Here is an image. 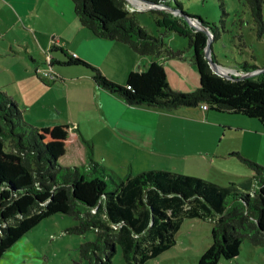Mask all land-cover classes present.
<instances>
[{
	"label": "trees",
	"instance_id": "1",
	"mask_svg": "<svg viewBox=\"0 0 264 264\" xmlns=\"http://www.w3.org/2000/svg\"><path fill=\"white\" fill-rule=\"evenodd\" d=\"M167 11L151 9L162 19L158 26L188 38L193 64L198 72V88L190 93L172 89L159 59L180 57L162 38L150 35L130 12L127 0H71L79 24L93 36L128 46L139 56L152 58L145 71L130 72L119 85L88 62L53 45L47 54L48 69L53 65L89 70L96 86L123 100L130 107L161 111L195 108L206 104L219 114L256 119L264 132V71L244 79L228 80L213 72L206 58L207 34L195 29L188 19L219 36L215 23L186 14L168 0H145ZM258 30L264 34L263 0H243ZM211 47V46H210ZM60 54L56 60L50 54ZM210 60L216 63L213 52ZM244 74L259 69L252 63L238 64ZM47 86L58 80L42 76ZM37 74V73H36ZM37 74V76H38ZM238 78V77H236ZM68 126L35 127L23 121L18 103L0 90V259L30 230L56 214L75 219L68 233L95 234L94 241L78 248L88 264H110L117 248L128 263L144 264L175 244L182 221L210 218L212 245L197 264H217L239 256L248 240L264 244V166L233 153L252 172L241 183L219 186L212 181L163 170L118 177L112 170L93 161L92 144L83 140L86 162L64 166Z\"/></svg>",
	"mask_w": 264,
	"mask_h": 264
},
{
	"label": "rangeland",
	"instance_id": "2",
	"mask_svg": "<svg viewBox=\"0 0 264 264\" xmlns=\"http://www.w3.org/2000/svg\"><path fill=\"white\" fill-rule=\"evenodd\" d=\"M127 2L131 7L130 12H139L135 14L136 20L150 35L162 38L167 47L181 52V56L177 58H168L163 54L159 60L161 63L165 66L169 63H176V66L178 63L184 64L182 66L193 63L188 38L158 26L155 20L162 19L161 15L150 12L151 4L145 0ZM177 4L182 6L186 14L216 24L219 36L212 42L211 52L216 57V63L228 70L226 73L232 77L244 76V73L235 69L243 62L264 68V34L258 36L248 4L246 5L243 0H168L169 8L173 9ZM157 8L161 10L154 9L164 11L161 7ZM262 8L264 18V3ZM165 12L170 13L169 10ZM192 22L196 24L195 20ZM195 24L191 25L196 29ZM60 26V20L45 5L41 6L40 0H0V90L18 103L23 121L35 127L50 124L49 119L53 118L51 116L53 97L62 95L56 88H51L50 83L45 86L38 74L40 70L48 69L46 63L48 48L44 47L49 41L51 43V38L56 36L53 33H57ZM50 55L61 59L58 52ZM79 69L90 73L85 68L61 65H53L52 72L57 77L59 71L68 72V76L83 75ZM193 70L195 71V68ZM89 82L91 83L90 79ZM83 85L86 83L78 81L79 87ZM195 108L179 109L189 111ZM209 113L211 116L223 118L228 124L233 123L239 129L220 132L221 140L218 139L216 144L208 147L210 153L207 163L192 158L173 160L162 162V165L155 168L156 170L184 176H202L223 185L227 182L226 177L219 172L231 174L232 179L238 184L252 176L251 170L232 154L239 153L244 158L262 165L255 161L257 158L260 162L264 160V132L259 134L254 131L259 129V122L239 115L216 114L217 112L213 111ZM175 127L177 130L180 128L177 125ZM216 147L218 151L212 155V150ZM218 155H223V159ZM93 161L109 168L120 178L128 174V167L119 164L114 166L112 163L106 166L99 157ZM77 224L75 219L61 214L44 219L5 253L0 259V264H88L80 259L78 248L85 242L94 241L95 234L68 233L69 229ZM213 226L210 218L184 219L175 234L174 246L144 264H197L200 256L212 245ZM110 264L134 263L126 262L121 248L118 247ZM217 264H264V244L255 245L245 240L241 244L239 256L232 260H220Z\"/></svg>",
	"mask_w": 264,
	"mask_h": 264
},
{
	"label": "crops",
	"instance_id": "3",
	"mask_svg": "<svg viewBox=\"0 0 264 264\" xmlns=\"http://www.w3.org/2000/svg\"><path fill=\"white\" fill-rule=\"evenodd\" d=\"M40 2L41 6L45 5L60 20L61 24L59 31L53 33L57 37L53 36L51 43L49 41L44 49L49 50L53 45L62 48L98 68L104 76L119 85L126 84L130 72L145 71L151 63L152 58L139 56L122 43L93 36L79 24L71 1L40 0ZM55 59L60 60L56 57ZM159 63L166 69L167 80L172 89L187 93L198 88V72L193 63L185 66H182L184 65L182 63H178L177 66L176 63L165 62L169 63L168 66L160 61ZM81 72L83 75L68 76V72L59 71V79L49 84L51 88H56L62 93L60 97H53L51 112L53 118L49 119L48 126H68L66 151L61 160L64 166L86 162L83 140L92 144L93 159L101 158L106 166L112 163L128 167V174L132 175L156 170L155 168L162 165V162L173 160L192 158L207 163L210 153L208 147L216 144L218 139L221 140L220 132L239 129L221 117L211 116L209 111H203L200 106L189 111L179 108L161 111L146 107H130L120 98L96 86L90 73L85 70ZM68 80L74 82L69 83ZM78 81L86 85L79 87ZM176 125L180 126L178 130ZM254 131L263 133L260 126ZM212 151V155H215L217 147ZM218 156L223 159V155ZM255 161L264 165L263 159L261 162L258 158ZM208 165L211 166V163ZM219 173L226 177L225 185L209 178L197 177L223 187L235 182L231 174Z\"/></svg>",
	"mask_w": 264,
	"mask_h": 264
},
{
	"label": "water",
	"instance_id": "4",
	"mask_svg": "<svg viewBox=\"0 0 264 264\" xmlns=\"http://www.w3.org/2000/svg\"><path fill=\"white\" fill-rule=\"evenodd\" d=\"M149 4H151V3H149ZM157 7H159V6L154 5V4H151V6H150L151 9H154V8L158 9ZM161 8H162L164 11H166L165 8H163V7H161ZM158 10H161V9H158ZM188 22H190L191 24H195V23L192 22V20H190V19H188ZM195 27H196V29H201V30H203V31L207 34V44H206V47H205V52H206L205 55H206V58H207L208 61H209V65H210L211 69L213 70V72H214L215 74H217V75H219V76H221V77H224V78H226V79H228V80H238V79H244V78H246V77H248V76H253V75H255V74H257V73H259V72H261V71H264V68H262V69H259V70L255 71V72L245 74V75L242 76V77H238V78H236V77H232L231 75H229L228 73H226V71H224L223 68H222L220 65H218L217 63L212 62V61L210 60V53H211V47H210V46H211V41H212V35L206 30V28H204V27L201 25V23H196V24H195Z\"/></svg>",
	"mask_w": 264,
	"mask_h": 264
},
{
	"label": "built area",
	"instance_id": "5",
	"mask_svg": "<svg viewBox=\"0 0 264 264\" xmlns=\"http://www.w3.org/2000/svg\"><path fill=\"white\" fill-rule=\"evenodd\" d=\"M130 8H131V7H128L129 10H130ZM74 56H76V55H74ZM47 60H48V63H49V58H47ZM223 70L225 71L226 69L223 68ZM227 71H228V70H226V72H227ZM42 76H43L45 79H47V80H53V79L55 78L56 75L51 71V68H49V69H47V70H43V71H42ZM200 107H201V109H202L203 111H207V110H208L206 104L200 105Z\"/></svg>",
	"mask_w": 264,
	"mask_h": 264
}]
</instances>
